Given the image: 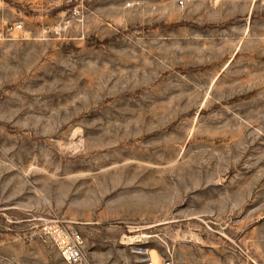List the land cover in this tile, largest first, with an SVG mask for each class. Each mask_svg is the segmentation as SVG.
I'll list each match as a JSON object with an SVG mask.
<instances>
[{
    "label": "rangeland",
    "instance_id": "obj_1",
    "mask_svg": "<svg viewBox=\"0 0 264 264\" xmlns=\"http://www.w3.org/2000/svg\"><path fill=\"white\" fill-rule=\"evenodd\" d=\"M61 231L264 264V0H0V264H68Z\"/></svg>",
    "mask_w": 264,
    "mask_h": 264
},
{
    "label": "built area",
    "instance_id": "obj_2",
    "mask_svg": "<svg viewBox=\"0 0 264 264\" xmlns=\"http://www.w3.org/2000/svg\"><path fill=\"white\" fill-rule=\"evenodd\" d=\"M179 6H185L191 0H174ZM22 25L13 24L10 29L21 28ZM57 243L64 261L68 264H86L83 252V239L79 233L61 231L57 236ZM146 264H167L155 262L152 257Z\"/></svg>",
    "mask_w": 264,
    "mask_h": 264
}]
</instances>
